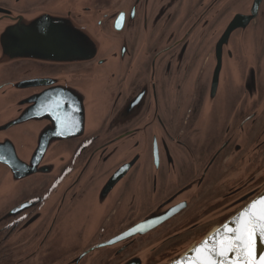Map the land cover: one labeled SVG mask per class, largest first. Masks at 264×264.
<instances>
[{
    "label": "flooded vegetation",
    "instance_id": "flooded-vegetation-1",
    "mask_svg": "<svg viewBox=\"0 0 264 264\" xmlns=\"http://www.w3.org/2000/svg\"><path fill=\"white\" fill-rule=\"evenodd\" d=\"M254 1L126 0L102 11L99 57L0 72V264H165L264 190V0L256 73L245 52L211 91L213 42ZM48 3L0 0V25ZM72 82L84 121L54 128L46 91Z\"/></svg>",
    "mask_w": 264,
    "mask_h": 264
},
{
    "label": "water",
    "instance_id": "water-1",
    "mask_svg": "<svg viewBox=\"0 0 264 264\" xmlns=\"http://www.w3.org/2000/svg\"><path fill=\"white\" fill-rule=\"evenodd\" d=\"M48 1L49 3L45 9L36 10L33 13L11 14L8 23L0 25V59L3 61L0 63V72L5 71L8 67H12L13 60H44L45 62H49L50 72H53L57 70L59 62L87 61L93 57H99L101 52L105 50V40L101 38L100 32L97 29L100 26L99 19L102 16V11L110 7L120 8L126 2V0ZM259 2L260 0L254 1L250 14L246 15L240 12L232 16L233 18L231 17L230 22L228 21L226 24L225 31H222L213 42V45L215 44L213 51L215 67L213 71L214 80L211 87L212 93L217 90L221 66L225 68L229 66L236 67L234 64L238 59L248 57V54H245V52H253V67L254 73H256L255 41L252 37L245 38L244 35L248 23L258 13ZM249 34L252 35L251 30ZM212 65H214V62ZM26 90L29 91V89H24V87L19 88L18 95L25 94ZM46 93L48 94V98H50L48 109L50 123L51 125L54 124V128L69 131L72 129V124L84 121V114L86 115V113H84L83 93L76 100V105L69 104V101L76 97L73 82L70 86L51 87L50 94L48 90ZM40 98H42V94H38V99ZM18 101L22 104L34 103L30 97L26 96ZM22 104L18 103V106ZM57 104H59V107H57ZM0 105H2V114L4 115L6 114V106L11 104L2 97ZM64 107L65 112L63 117H58ZM34 110V113L42 115L43 105L41 103L35 105ZM30 114V111L27 112V110L23 109L18 117H27ZM15 123H21V118L13 121L11 124ZM9 125L10 123L7 126ZM261 196H264V190L253 200ZM234 218L235 216L223 225L228 224L231 226V221ZM157 220V218L152 217L150 219L151 226L156 225ZM142 227L143 224H138L130 233H136ZM218 229L200 238L193 246L183 250L176 259L165 264H177V261L188 264V260L194 255L193 249L203 240L214 235ZM259 253L264 254V242L259 244ZM185 257L188 260H185Z\"/></svg>",
    "mask_w": 264,
    "mask_h": 264
},
{
    "label": "snow or ice",
    "instance_id": "snow-or-ice-1",
    "mask_svg": "<svg viewBox=\"0 0 264 264\" xmlns=\"http://www.w3.org/2000/svg\"><path fill=\"white\" fill-rule=\"evenodd\" d=\"M119 23L117 27H119ZM59 107V104H57ZM264 196L251 201L231 221L193 249L188 264H264ZM177 264H183L177 261Z\"/></svg>",
    "mask_w": 264,
    "mask_h": 264
}]
</instances>
